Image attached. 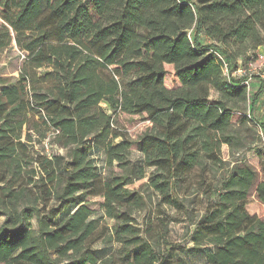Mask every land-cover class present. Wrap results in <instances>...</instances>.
<instances>
[{
  "label": "trees",
  "instance_id": "16d2710c",
  "mask_svg": "<svg viewBox=\"0 0 264 264\" xmlns=\"http://www.w3.org/2000/svg\"><path fill=\"white\" fill-rule=\"evenodd\" d=\"M0 19V50L25 54L18 77L0 76V264H186L192 251L264 264V218L249 209L252 195L264 207V144L260 169L240 159L216 173L223 145H244L238 125L264 131L245 78L218 57L233 70L264 55V0H0ZM122 113L151 125L134 139ZM99 149L119 170L101 171ZM150 188L187 214L192 246L169 239L163 212L138 222ZM99 241L120 247L101 256Z\"/></svg>",
  "mask_w": 264,
  "mask_h": 264
},
{
  "label": "rangeland",
  "instance_id": "374dc122",
  "mask_svg": "<svg viewBox=\"0 0 264 264\" xmlns=\"http://www.w3.org/2000/svg\"><path fill=\"white\" fill-rule=\"evenodd\" d=\"M2 20L0 19V27ZM202 40L208 41L205 37H202ZM25 54L22 50L18 48L16 42L13 41L12 45L0 50V76L8 78L9 80H14L19 75L20 68L24 62ZM249 70L253 73V78L250 80L248 86L249 90V100L246 105V112L249 115L250 112L252 116L259 122H264V92L259 96L253 105V98L255 93L259 90L261 86V81L259 77L264 73V58L262 57V50L251 51L243 58L239 59V66L236 69H231V63L229 62V72L235 78H243L242 70ZM45 69H39L43 71ZM241 70V71H240ZM168 84H171V79L167 80ZM102 106L106 107L107 103L103 102ZM241 114L236 113L235 119L238 120ZM118 122L126 129L128 134L132 138H137L150 124L149 120L145 118V115H131L127 113H122L118 116ZM242 130L243 146L239 149L231 150L228 145H223L222 155L226 161L224 169H219L216 171L217 177L222 176L226 173L227 169L232 167L233 164L240 160L246 159L248 162L260 169V159L257 156L253 147L259 148L264 144V131L260 134V128L257 123H248L246 125H238ZM249 147L253 149H249ZM47 151L50 152H63L57 148H52L49 144L47 146ZM133 160L141 162L143 160L142 153L136 148L133 147ZM95 159L97 164L100 166L101 171L104 174H108L110 170H119L118 167L112 166L109 167L106 164V157L104 152L99 149L95 153ZM151 170V169H149ZM148 206L143 210H140L136 213L138 222L141 226L145 225V222H148L150 216H153L154 222L157 221V215H160V212L171 217L172 221L169 225V239L174 243H185L188 246H192L193 242L189 239L190 232L195 228V226L190 223V220L187 217V214L184 212L177 211L174 208H170L167 205L161 203L160 196L153 191L152 188L147 190ZM201 198V197H200ZM200 198L189 201V208L197 216L199 214V208L205 206V202L201 203ZM90 206L96 209H100L102 198H92L90 199ZM197 201V202H196ZM249 209L251 211H256L260 216L264 218V207L260 201L252 195L250 197ZM103 214L102 211H98L95 215L100 216ZM4 220V215H0V225ZM186 239V240H185ZM120 247V244L117 242L104 244L102 241L97 242L94 245V249L98 252L99 255L105 256ZM181 258L185 261L186 264H206L205 256L196 251H192L189 254L181 255Z\"/></svg>",
  "mask_w": 264,
  "mask_h": 264
},
{
  "label": "built area",
  "instance_id": "2783aa9c",
  "mask_svg": "<svg viewBox=\"0 0 264 264\" xmlns=\"http://www.w3.org/2000/svg\"><path fill=\"white\" fill-rule=\"evenodd\" d=\"M219 59L221 60L222 64H223V70H224V74L226 77L230 76V72H229V63L227 62V60L225 59V57L222 54H218ZM262 57L264 58V55L262 54ZM241 71V70H240ZM242 77H244V83L245 84H249L250 80L253 78V73L251 71L247 70H242ZM261 79L262 82L264 83V73L261 74ZM262 129L260 128V134H262Z\"/></svg>",
  "mask_w": 264,
  "mask_h": 264
}]
</instances>
